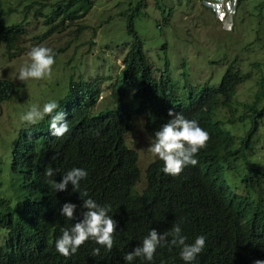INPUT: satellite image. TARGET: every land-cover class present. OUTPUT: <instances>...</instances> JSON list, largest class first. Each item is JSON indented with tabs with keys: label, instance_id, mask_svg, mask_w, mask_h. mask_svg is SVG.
<instances>
[{
	"label": "clouds",
	"instance_id": "clouds-1",
	"mask_svg": "<svg viewBox=\"0 0 264 264\" xmlns=\"http://www.w3.org/2000/svg\"><path fill=\"white\" fill-rule=\"evenodd\" d=\"M203 2L217 17L238 7L236 0ZM13 17L22 22L16 44L0 41L12 64L0 67V164L10 191L2 197L12 196L0 242L9 231L26 235L22 243L44 264H264V63L250 66L240 48L224 53L225 67L216 58L202 65L189 34L177 48L148 47L157 56L141 39L144 58L136 59L128 55L130 36L117 56L102 60L103 70H84L80 60L60 61L79 41L83 18L36 43L28 29L34 21ZM0 20L12 22L3 10ZM28 43V59L14 70ZM249 68L260 72L256 90L240 100ZM230 69L240 77L232 105L217 93ZM80 80L94 87L82 89ZM117 124L119 137L108 141L103 135ZM25 207L41 219H27Z\"/></svg>",
	"mask_w": 264,
	"mask_h": 264
},
{
	"label": "rangeland",
	"instance_id": "rangeland-1",
	"mask_svg": "<svg viewBox=\"0 0 264 264\" xmlns=\"http://www.w3.org/2000/svg\"><path fill=\"white\" fill-rule=\"evenodd\" d=\"M4 1H6V6L17 4L16 0H10V2L9 0ZM52 1L54 0H48L47 2ZM139 1L140 0H96L89 13L80 21L82 25L86 26V29H83L81 32L79 41L74 42L67 51L61 54L60 61L62 63L69 62L70 58H72V64L80 60L79 63L82 62V68L84 70H103L105 62H102V60L109 56H117L116 48L118 45L127 40H129V42L132 40V38H130L131 35L125 30L127 20L125 18L116 20L115 16L122 10L124 11L134 7ZM158 1L161 6H173L171 12L169 10L164 12L165 18L167 19H164L161 15L160 8L157 5ZM203 1L204 0H143L145 7L141 9L144 13L135 20L134 26L139 36L144 39L146 43H144V48L150 51V53L153 52V50H149L148 47H155L161 44H165L166 48L170 46L177 48L179 45H183V43H179L178 40L187 38L189 34L195 41L194 44H197L195 48L200 54H198V56L200 57L199 60L202 65H205L207 58H216L221 62V66L225 67V61L227 62L228 55L224 53L228 52L233 55L238 53L237 49L240 48H243L241 57L244 58L246 54V56L249 57L250 66H253L251 63L254 61H261L264 63V5H261L264 0H243L237 7L235 13L228 14L225 10H220L218 11V17L217 13L212 14L210 10L204 6ZM111 11L116 12L113 15V20L110 21V26L106 24L104 18L107 17V15H112L113 13ZM169 13L171 15L166 17ZM229 17H231L232 26L228 24ZM221 18L224 23L222 21L221 23L219 22ZM156 20H158L159 24L164 26L163 30L157 28L155 23ZM37 23L41 24L42 21L34 20V22L28 26L32 34L40 33V30L37 29L36 26ZM94 31L97 35H100L99 42H101H97L95 45L98 43L99 45L95 47L87 42ZM65 39H68V37ZM30 45L31 43L27 44V51H25L26 53L23 56L14 60L18 65L14 70H18L28 59L27 53L31 49ZM106 46L109 47L108 51L103 49ZM75 47H77V50ZM121 48H123V46ZM126 48H129V44ZM74 49L76 52L72 57ZM173 53L174 49L167 50V55L170 59H174ZM151 54L157 56L155 53ZM153 55H149L148 57L149 61H153V65H155L157 58L153 57ZM5 59L6 58L0 54V67H5L6 69L12 68L11 62ZM198 66L195 67V70L200 69V66ZM221 66H218L219 71L215 73L218 75V79L221 78L223 73V68ZM61 67L58 69L61 70ZM259 70L264 75L263 64L259 67ZM259 70L258 68H249L251 78L239 89L238 99H248L252 96L256 90V86L253 82H255L256 78L259 76ZM199 73L200 76L204 74L200 70ZM218 79L215 80V83H217ZM261 150L264 151V149ZM143 156L147 157L148 155L144 153Z\"/></svg>",
	"mask_w": 264,
	"mask_h": 264
},
{
	"label": "trees",
	"instance_id": "trees-1",
	"mask_svg": "<svg viewBox=\"0 0 264 264\" xmlns=\"http://www.w3.org/2000/svg\"><path fill=\"white\" fill-rule=\"evenodd\" d=\"M48 0H16L17 4L6 6V1L0 0V19L2 15V10L9 15L10 19L12 20L11 24L4 27L0 20V41H6L10 42L13 40L12 34H14L15 30H19L21 28V23L18 20H16L13 16H19L21 17L23 22L31 23V19L34 21L41 20V24H36L37 29L40 30V33H36L34 35H30L31 31H29V36L31 37V40L36 41V43L43 42L47 36L51 35H57L65 31L69 24L72 22L75 23L78 19L80 21L82 18H84L91 8L93 7V4L96 0H54L52 2H47ZM237 6L241 4L243 0H236ZM10 2V0H9ZM158 7L160 8L161 15L165 18V11L169 10L172 11L173 6H161L160 2L157 3ZM261 5H264V1L261 3ZM34 6H37L34 8ZM142 7L144 6L143 0H140L137 5H135L132 8H129L127 10H122L119 13H117L116 20L118 19H126L127 24L125 25L126 32L130 34L133 38V42L131 45V51L128 53L129 56L132 58L140 59L144 58L142 51H141V37L139 36L138 32L135 29L134 22L137 18H139L144 12L142 11ZM112 12V11H111ZM116 11L112 12V15H107V17L104 18V21L107 25H110V21L114 18V13ZM111 14V13H110ZM171 14H167L166 17H169ZM104 17V13H103ZM28 20V21H27ZM73 20V21H72ZM36 23V22H35ZM157 28H160L163 30L164 26L162 24H159L158 20L155 21ZM45 27V30L42 29V27ZM111 26V25H110ZM82 29H84V26H78L76 31L80 32ZM22 33V31H21ZM75 35H77L75 33ZM26 36L25 33L23 41L26 42ZM19 40V45H14L15 49L18 51V53H22L25 50L24 42L22 44V38L21 36H17ZM93 37V36H92ZM25 39V40H24ZM189 41V39H186ZM17 40L14 42H10V46L12 47V44H16ZM90 44H96L97 41L93 40L92 38L89 41ZM162 48H166V45L163 44ZM142 57V58H141ZM238 60V59H237ZM254 65H258V63H255ZM129 70H127L128 72ZM239 73H234L231 71V69L227 72L225 75V80L222 83V85L217 90V93H219L222 98L223 102H228L230 105H232V100L236 93V83L240 81V77L236 76ZM75 85L84 88H91L94 87L92 83H83L81 80L76 83ZM260 89L263 92L264 95V80L260 83ZM96 92V91H95ZM97 94V93H96ZM2 97V96H0ZM0 100L4 101V99L0 98ZM264 107L260 106L259 110L261 111ZM114 129L109 130L108 134H104L103 136L108 138V141L110 140H116L119 137V134L122 130L120 129L119 124L112 125ZM120 129V130H119ZM159 166L156 163L151 164V170L152 174L158 173ZM181 177H179L178 181L180 182ZM5 181V172L2 173L1 164H0V204L2 206L0 210V227L3 226L4 222L7 220L10 212L12 211L11 206V199L12 196L2 197V195H9V187L7 185H4ZM22 182L20 183V185ZM29 211L26 212L27 219H32L33 217H36L38 219H41V217L28 207H25ZM51 220L54 224L58 225L59 220L56 217L51 216ZM9 235L4 236L2 238L3 241L0 242V255L4 258V264H40L42 263V257L38 254H35L32 248H27L28 244H23L28 236L26 235H19L17 232L9 231ZM40 237L44 238H50L49 233H43L39 232ZM34 255V256H33ZM46 260L50 259L52 257V253L49 250H46L44 252ZM44 264V263H42Z\"/></svg>",
	"mask_w": 264,
	"mask_h": 264
}]
</instances>
